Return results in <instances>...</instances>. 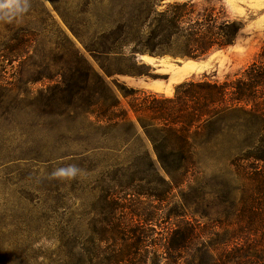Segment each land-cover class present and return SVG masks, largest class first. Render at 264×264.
<instances>
[{"label":"trees","instance_id":"16d2710c","mask_svg":"<svg viewBox=\"0 0 264 264\" xmlns=\"http://www.w3.org/2000/svg\"><path fill=\"white\" fill-rule=\"evenodd\" d=\"M164 1H111L100 42L86 45L100 71L50 11L38 29H13L1 45L0 57L17 61L38 56L49 43L50 54L62 65L61 81L49 91L65 97L72 128L79 110L85 118L81 152L72 155L89 165L86 174L98 186L85 193L96 210L87 224L88 257L77 264H149L152 253L142 255L148 243L164 250L160 257L165 264H194L195 251L202 253V264H264L243 261L249 255L241 252L240 235L229 237L215 225L185 218L182 211L195 203L201 218L227 225L224 233H229L233 215L239 227L247 219L251 228L244 233L249 236L264 230V58L224 82H184L174 98L130 89L115 80L114 87L108 81L116 75H147L140 56L202 59L235 45L241 35L242 21L222 15L224 9ZM121 61L132 62V67L122 70ZM120 95L128 100V108ZM205 155L221 166L212 182L204 174ZM177 192L181 203L167 211ZM146 202L152 211H141ZM220 205L241 210L211 215ZM217 245L224 246L217 250ZM68 264H74L73 259Z\"/></svg>","mask_w":264,"mask_h":264},{"label":"rangeland","instance_id":"374dc122","mask_svg":"<svg viewBox=\"0 0 264 264\" xmlns=\"http://www.w3.org/2000/svg\"><path fill=\"white\" fill-rule=\"evenodd\" d=\"M111 1L17 0L24 10L12 22L0 19V49L12 35L13 29H38L40 23L46 20L45 12L50 11L81 53L100 71L99 62L87 51L86 45L100 42L103 22L109 20L112 12ZM175 2H195L200 9L216 6L218 11L224 9L222 15L230 20L242 21L243 28L236 44L196 60L140 56L139 65H146L143 70L147 75H116L108 79L114 87L115 80L130 89L174 98L177 87L184 82H224L242 74L255 61L264 58V0H165L163 5ZM61 15L79 33L82 41L73 34ZM131 64L121 61L118 67L128 71ZM113 65L115 68L118 63L113 62ZM61 68L62 65L50 54L49 43L42 46L38 56L31 54L17 61L0 57V264H68L72 259L77 264L81 263L79 260L82 256L86 258L89 254L87 224L95 216L93 212L96 209L86 199L85 193L98 184L92 175L86 174L89 165L82 158L72 155L80 153L82 149L80 143L84 135L81 131L85 126L82 111L79 110L72 128L66 113L65 97L52 95L53 92L49 91L50 86L61 81L58 74ZM56 97L60 100L54 99ZM121 99L128 108V100ZM70 129H73V134L69 133ZM209 157H203L207 164L204 174L206 180L212 182L213 174L221 166L217 168V163ZM97 159L107 160L101 156ZM70 166L77 169L74 176L53 175L56 170ZM70 192L75 195L67 196ZM211 197L208 195V200L213 204L215 202ZM178 203H181V197L177 192L167 211ZM139 207L145 212L152 208L149 202ZM190 207L182 209L185 218L202 220L210 227L215 225L219 232L229 237L240 235L246 242H241V252L249 255L243 261L253 259L264 262V230L249 236L244 233L251 228L247 219L239 227L233 215L232 223L227 228L229 233H224L226 224L201 218L202 210L198 214L195 203ZM226 207L220 205L212 208L211 215L215 216V211L229 215V211L238 213L241 210L240 207ZM260 220L257 219L258 222ZM209 234L208 238L212 236ZM227 236L224 237L227 239ZM233 245L230 248H234ZM107 246V243L103 244L104 250ZM223 246L215 247L220 250ZM163 251L159 246L153 247L148 243L142 249V255L151 252L154 260L149 264H165L160 257ZM195 253H192L195 255L194 264H202V253ZM105 256V253L101 256L103 261Z\"/></svg>","mask_w":264,"mask_h":264},{"label":"clouds","instance_id":"9594fccd","mask_svg":"<svg viewBox=\"0 0 264 264\" xmlns=\"http://www.w3.org/2000/svg\"><path fill=\"white\" fill-rule=\"evenodd\" d=\"M23 10L17 0H0V19L6 22H12ZM76 172L77 169L74 166H70L56 170L53 175L55 177H69L74 176Z\"/></svg>","mask_w":264,"mask_h":264}]
</instances>
